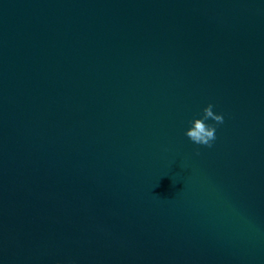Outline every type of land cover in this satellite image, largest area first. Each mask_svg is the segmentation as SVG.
I'll return each mask as SVG.
<instances>
[{
	"label": "water",
	"instance_id": "water-1",
	"mask_svg": "<svg viewBox=\"0 0 264 264\" xmlns=\"http://www.w3.org/2000/svg\"><path fill=\"white\" fill-rule=\"evenodd\" d=\"M0 264H264V0H0Z\"/></svg>",
	"mask_w": 264,
	"mask_h": 264
},
{
	"label": "clouds",
	"instance_id": "clouds-1",
	"mask_svg": "<svg viewBox=\"0 0 264 264\" xmlns=\"http://www.w3.org/2000/svg\"><path fill=\"white\" fill-rule=\"evenodd\" d=\"M212 109V104L205 107L203 109V117L194 119L192 121V126L186 131V136L193 143L211 147V141L216 138V129L214 126L206 124L205 121L212 119L217 124L223 123V115L215 114Z\"/></svg>",
	"mask_w": 264,
	"mask_h": 264
}]
</instances>
